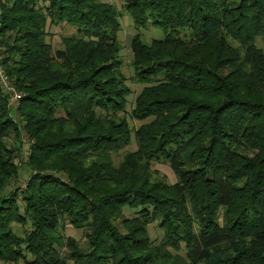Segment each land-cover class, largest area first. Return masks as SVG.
<instances>
[{
	"label": "trees",
	"instance_id": "1",
	"mask_svg": "<svg viewBox=\"0 0 264 264\" xmlns=\"http://www.w3.org/2000/svg\"><path fill=\"white\" fill-rule=\"evenodd\" d=\"M124 9L165 33L132 39V80L145 86L130 112L114 5L0 0L1 62L24 93L16 121L0 86V263L65 264L67 247L73 264H264V0ZM63 23L78 34L54 52L48 27ZM21 128L32 174L8 191ZM153 163L177 181L157 179ZM66 224L86 231V249Z\"/></svg>",
	"mask_w": 264,
	"mask_h": 264
},
{
	"label": "rangeland",
	"instance_id": "2",
	"mask_svg": "<svg viewBox=\"0 0 264 264\" xmlns=\"http://www.w3.org/2000/svg\"><path fill=\"white\" fill-rule=\"evenodd\" d=\"M104 3L114 5L118 11L120 12V21H121V32L118 35V40L121 44V52L120 56L123 61L122 72L126 78V83L131 89V95L129 96V106L128 111L130 112L134 106L135 99L138 94L142 91L145 85L138 84L133 82L132 77L134 75V69L132 67V60L133 54L131 50V42L133 37L136 35H140L142 39L147 42L151 43L154 40H161L165 38V33L162 28L155 26L153 24H149L147 28H137L134 24L133 18L129 13H127L124 9L125 0H102ZM188 31L181 32V36H185ZM76 28L68 25V24H60V25H53L50 24L48 27V37L47 41L52 45L54 52L57 50L63 49V38L70 37L77 35ZM258 45L260 47H264L263 42L261 39L258 40ZM1 57V56H0ZM14 84V82H12ZM15 86V84H14ZM16 87V86H15ZM19 91V90H18ZM24 94V93H23ZM14 110L12 112V117L18 121L19 119V112ZM128 120L130 121L131 126L134 129H137L139 126L144 124L143 121L134 120L128 116ZM20 144H21V152H19L18 158L15 160V165L20 169V176L17 180H13L11 184H9L7 190L11 191L15 188H25L26 183L30 175L32 174L30 169L28 168V161L30 156V148L33 141L30 139L29 134L25 129L21 128L20 131ZM9 145H15V140L13 137L9 138L8 140ZM137 142L133 139L132 144L129 147L124 148L119 154L115 155V163L119 166L120 162L123 159L124 153L128 151H135L137 150ZM154 175L157 179H165L167 182L174 184L177 181V177L172 170L171 166L166 163H153L152 165ZM65 178V177H64ZM125 216L130 217L132 216V212L126 211ZM119 222H117L118 224ZM119 225V224H118ZM120 226V225H119ZM121 227V226H120ZM14 228L18 231L22 232V228L15 224ZM150 235L152 240H156L157 243L161 241L163 237V231L158 227L157 223L150 225L149 227ZM64 234L66 237H70L75 239L77 244L83 248H87V237L86 231L83 229H76L75 227L66 224L64 229ZM61 255L65 258V264H73V261L69 259V250L67 247L62 248ZM181 255H184L182 253ZM6 264V263H0Z\"/></svg>",
	"mask_w": 264,
	"mask_h": 264
},
{
	"label": "built area",
	"instance_id": "3",
	"mask_svg": "<svg viewBox=\"0 0 264 264\" xmlns=\"http://www.w3.org/2000/svg\"><path fill=\"white\" fill-rule=\"evenodd\" d=\"M0 86L4 94L8 98L9 106L13 108V110H17V106L19 105L21 99L24 97V94L18 91V89L14 86L12 81H10L7 71L2 65L1 57H0Z\"/></svg>",
	"mask_w": 264,
	"mask_h": 264
}]
</instances>
